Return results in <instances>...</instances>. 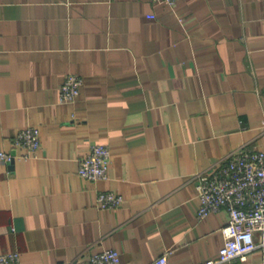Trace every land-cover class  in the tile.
Wrapping results in <instances>:
<instances>
[{
  "label": "crops",
  "instance_id": "obj_1",
  "mask_svg": "<svg viewBox=\"0 0 264 264\" xmlns=\"http://www.w3.org/2000/svg\"><path fill=\"white\" fill-rule=\"evenodd\" d=\"M67 74L82 85L62 104ZM29 125L40 148L0 161V253L21 264L106 248L123 264L217 257L227 213L198 218L192 175L264 150V0H0V151L15 153ZM96 144L112 159L108 178L90 181L78 159ZM103 190L120 207L99 208ZM224 264H264V249Z\"/></svg>",
  "mask_w": 264,
  "mask_h": 264
},
{
  "label": "built area",
  "instance_id": "obj_2",
  "mask_svg": "<svg viewBox=\"0 0 264 264\" xmlns=\"http://www.w3.org/2000/svg\"><path fill=\"white\" fill-rule=\"evenodd\" d=\"M173 8L178 0H150ZM149 18H154L150 15ZM82 79L75 74L63 77L59 86V102L72 103L80 95ZM41 131L34 126L22 127L13 137L11 146L15 153L0 151V161L25 159L41 146ZM264 138V135H263ZM26 149L29 153H17ZM225 161L212 165L208 171L192 175L195 181L199 219L225 210L227 222L221 228L222 246L215 258L203 264H224L231 260H247L257 248L264 249V150L242 147L224 156ZM112 153L106 144H96L78 159L77 174L86 180H106ZM123 197L111 190L99 191L96 204L102 209H117ZM258 235V240L255 236ZM166 251L155 264H168ZM0 264H21L17 251L0 253ZM69 264H123L115 249L106 248L84 257H76Z\"/></svg>",
  "mask_w": 264,
  "mask_h": 264
}]
</instances>
